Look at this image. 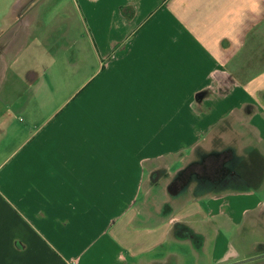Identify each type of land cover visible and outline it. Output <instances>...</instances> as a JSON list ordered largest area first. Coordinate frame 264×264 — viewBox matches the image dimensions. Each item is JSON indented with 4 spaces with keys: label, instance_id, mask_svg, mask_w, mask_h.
<instances>
[{
    "label": "crops",
    "instance_id": "crops-1",
    "mask_svg": "<svg viewBox=\"0 0 264 264\" xmlns=\"http://www.w3.org/2000/svg\"><path fill=\"white\" fill-rule=\"evenodd\" d=\"M83 2L89 69L74 44L78 83L0 163V264H230L261 253L229 232L264 215V168L253 161H264V69L243 79L232 64L264 0ZM33 16L0 26L15 47L0 92L39 36ZM182 154L202 158L170 191L179 198L195 182L192 197L146 222L137 205L148 171L178 165L179 179ZM228 169L235 177L222 184Z\"/></svg>",
    "mask_w": 264,
    "mask_h": 264
},
{
    "label": "rangeland",
    "instance_id": "rangeland-1",
    "mask_svg": "<svg viewBox=\"0 0 264 264\" xmlns=\"http://www.w3.org/2000/svg\"><path fill=\"white\" fill-rule=\"evenodd\" d=\"M83 8H85L83 0H0V26H5L12 18L25 21L29 15L30 19H33L35 15L34 30L39 34L29 48L20 51L17 63L10 69L8 80L4 84L3 91L0 92V113H2V116L0 115V163L28 135L41 126L43 117L51 110L49 103L65 99L68 92L78 83V77H75L72 72L75 67H78L73 63L74 44L81 46L82 57L85 59L84 67L89 69L92 32L89 18L84 12L82 13ZM9 34L0 37V72L5 68V56H9L15 49L10 42L6 43L9 40ZM238 56L232 64H236V74L240 73L243 79L264 69V18ZM41 65L47 68L46 78L42 77L44 66ZM28 71H32L38 78L41 75L40 81L35 85L26 83L25 74ZM241 142L244 144L245 141ZM206 144L210 146L213 143L206 142ZM201 158L200 155H180L179 167L186 169L182 172L186 185L192 169H197L196 166L199 164L196 162ZM253 161L258 163L259 159L253 157ZM177 169L178 165H175L172 170H168L163 163L159 170L148 171V179L137 205L138 213L146 217V222L154 220L156 215L166 214L171 210V204L183 203L192 197L191 190L195 182L189 185L188 190L181 191L179 198H174L172 192L179 190L174 187L175 180L172 181ZM207 178L209 180H202L204 185L201 183L200 187L210 186L209 182L206 184L205 182H211L212 177ZM226 188L231 190L232 187ZM259 192L264 195L262 190ZM261 207L264 214V205ZM225 221L226 219L222 218V228H227ZM235 229L236 227H232L229 233L233 234V240L237 245L253 243L261 252L257 255L264 254V215L256 219L249 217ZM240 264H264V257Z\"/></svg>",
    "mask_w": 264,
    "mask_h": 264
},
{
    "label": "flooded vegetation",
    "instance_id": "flooded-vegetation-1",
    "mask_svg": "<svg viewBox=\"0 0 264 264\" xmlns=\"http://www.w3.org/2000/svg\"><path fill=\"white\" fill-rule=\"evenodd\" d=\"M193 171L192 172H196L197 170L196 169H192ZM233 172V173H232ZM235 170H231V169H228L227 171L226 170H223L222 171V178H223V180H222V184L223 183H225L226 181H227V179H230V178H233V177H235ZM204 175L203 176H205L204 178H207V177H209L208 175H205V173H203ZM190 176H192L191 174H190ZM183 177H184V175L182 174L181 176H180V178L178 179H175V185H174V187L176 188V189H179V190H181L182 188H184L183 186H185L186 185V181L184 182L183 181ZM188 178L186 177V180H187ZM190 180V179H189ZM229 181V180H228ZM178 190V191H179Z\"/></svg>",
    "mask_w": 264,
    "mask_h": 264
},
{
    "label": "trees",
    "instance_id": "trees-1",
    "mask_svg": "<svg viewBox=\"0 0 264 264\" xmlns=\"http://www.w3.org/2000/svg\"><path fill=\"white\" fill-rule=\"evenodd\" d=\"M255 158H257V159H259V162L257 163V162H255V163H257L255 166L259 169V171H261V170H263V168H264V161H263V159H262V157L259 155V156H257V157H255ZM260 160H261V162H260ZM261 165V167H260V165ZM231 190H240V189H236V188H231Z\"/></svg>",
    "mask_w": 264,
    "mask_h": 264
},
{
    "label": "water",
    "instance_id": "water-1",
    "mask_svg": "<svg viewBox=\"0 0 264 264\" xmlns=\"http://www.w3.org/2000/svg\"><path fill=\"white\" fill-rule=\"evenodd\" d=\"M173 192H175V191H173ZM262 257H264V254L256 255V256L251 257V258H249V259H246V260H240V261H237V262H234V263H230V264H240V263H244V262L249 261V260H254V259H258V258H262Z\"/></svg>",
    "mask_w": 264,
    "mask_h": 264
}]
</instances>
